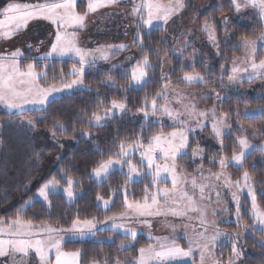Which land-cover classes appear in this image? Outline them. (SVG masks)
Here are the masks:
<instances>
[{"label":"snow or ice","instance_id":"1","mask_svg":"<svg viewBox=\"0 0 264 264\" xmlns=\"http://www.w3.org/2000/svg\"><path fill=\"white\" fill-rule=\"evenodd\" d=\"M121 0H84V9L78 10L79 0H45L43 3H28L17 2V0H9L2 9H0V40H11L19 33L25 31L28 24L32 20L49 21L55 28L54 39L49 42L48 50L40 56L33 57V60L27 63L26 67L21 69V57L23 52L21 49H15L10 53L0 54V108L7 111L9 115L23 116L28 112H43L46 113L48 107L56 102L57 95L65 92H71L76 88L83 87L84 76L88 70L97 71L96 61H107L128 48L126 44L109 45L107 48L97 47L92 50H84L78 46L76 42L77 32L85 27L86 17L95 13L98 9L109 7L120 3ZM184 4L182 0H169V3H163L161 0H133L131 15L136 21V32L133 36V44L140 50L141 59H134L133 56L125 57L127 64L125 66L113 65L108 69V74L105 76V81L109 87H115V76L112 73L118 74L124 79L128 87L121 89L127 92L131 88L143 87L148 82L149 71L152 70V65L149 60V53L144 51V35L145 30H151L155 24L167 25L174 15H176ZM230 7L234 8L237 13L242 8H251L253 17L259 25L264 26V0H231ZM227 22V19H225ZM202 31L207 34L208 39L217 48L219 53V45L216 43L215 30L208 23L202 27ZM260 46L264 47V34L259 38ZM187 46V45H186ZM245 50L244 64L247 66L240 67L236 61H233V66L227 76L228 83L234 84L242 82L244 75L247 74V79L251 81L258 76H264V58L256 62V54L258 42L250 39H243L238 45ZM31 47V45H29ZM39 52V48L36 49ZM68 57L72 60L71 70L65 74L63 69L59 73L53 72L52 79L56 80L59 76V84L48 83V67L54 63H62L63 59ZM41 64L44 67L37 71V67ZM225 71V65H221V79ZM167 73H161V79H165ZM182 81L187 85L206 83L205 77L199 73H185L182 76ZM47 84L48 86H43ZM168 84H164L163 88H167ZM163 91L157 92L152 97L151 103L148 101L147 94L143 98L142 105L136 109L137 113H142L145 121L149 120L150 116H156L158 113L166 116L172 121L173 127L176 124L181 125L178 129L171 131L165 135L162 131L152 135L145 145L143 137L136 138L132 143L125 144L121 142L118 151L110 153L106 160H99L92 168L89 174L90 179H94L99 185L102 181L107 180L111 173L118 168L125 177V182L122 189L124 196V209L120 215H113L103 223H110V230L114 233H122L126 239L132 243L125 245L121 244L118 251H124L134 247V242L137 239L138 233L130 228L125 227L123 221L131 220L134 217L130 213H135L136 217L144 216H161L171 215L173 217L182 218L188 211H200L199 224L203 231L198 233V240H188L187 247H182L177 243V238L169 240L168 238H156L155 245L149 244L147 247L138 249L132 264H176L178 261L193 258V253L199 250L200 264H204L207 256L211 255L209 246L215 249L217 246L225 247L228 242H231V258L228 264H236V260L241 257L242 245L238 243L239 233L229 234L221 232L216 228L215 234L206 236L207 222L204 213L197 207L196 196L199 194V199H205V189L207 184L201 183L197 185L195 177L191 179V192H188L182 185L188 183L187 178H182L177 169V160L181 156L187 155V149L190 144L189 136L194 134L196 129H189L183 120L179 117L182 115L179 112L173 111L167 104L157 107L159 98H164ZM216 99L222 100L219 93H216ZM98 104L97 107H101ZM196 106L185 105V113L188 117H195L198 128L205 129L206 121L201 118L211 115V132L213 137L220 145V151H223L225 135L224 129L226 125L224 120L226 116L219 119L215 115V110H204L196 112ZM128 111L126 103L113 99L108 107L104 110L103 115L93 113L88 127H101L104 121L109 118H114L117 114L123 115ZM264 114V110H261ZM238 116L249 118V113H237ZM43 120L44 117L39 118ZM37 121L29 119L27 127L24 128V122L21 121L20 127L25 131H34ZM52 136L55 137L57 131L63 133L67 129L57 120L48 129ZM83 136L90 138V133H83ZM238 145L239 151L233 152L231 160L221 155L217 161L215 156L211 162L215 165L219 164L220 172L215 174V179L220 180L224 176V169L230 165L242 167L250 150L264 151V145H252L249 143L246 136L240 134L234 141ZM203 149L199 144L192 149V157L195 159L198 155L202 157ZM139 155V160H134L133 154ZM103 155V154H102ZM39 159V156L37 157ZM127 169L125 172L124 169ZM63 169L61 173H63ZM142 174L151 177L152 184L146 185L144 202L135 201L130 203L127 198V188L129 183ZM171 181V189H159L151 195H148L149 187H156L162 180ZM66 184L62 192L68 202H73L76 198L75 189L77 181L71 177H65L61 174L59 178L53 174L48 179H43L35 187L33 192L31 182L25 186V192L31 193L24 203L16 209V217L14 219L4 220L0 218V258H6L4 264H79V252L66 253L61 250V245L65 239V234L70 235L73 240H84L87 237L97 235V220L95 217L91 219H81L79 215L72 219L71 225L68 228H55L44 224L37 225L33 220L23 219L20 215L27 207H30L36 200L42 201L43 206L49 210L52 206L50 197L57 194L61 184ZM242 185V187H241ZM224 186L231 187V181L228 177L224 178ZM214 187V186H213ZM236 187L243 191L247 189V196L251 201L250 215L253 218L252 227H259L261 232H264V209L257 202V194L252 186L249 173L245 171L242 179L236 182ZM117 192L119 190H116ZM219 196V192L216 193ZM163 197L165 202L171 197V204L174 207L162 209L159 207L160 198ZM210 199V197H209ZM151 200V204L148 201ZM96 201L106 210L109 209L112 198L104 199L103 196L97 195ZM186 202V203H185ZM233 203L236 207L235 222L243 230H246L249 225H241L240 221L241 208L240 199L236 194H233ZM104 229H99L103 231ZM175 230V228H173ZM187 239V237H183ZM149 239H154L149 237ZM219 242V245H218ZM54 251V261L50 257V253ZM34 254V256H33ZM19 256V259L17 258ZM107 264V260H105ZM116 264H119L117 259ZM218 264V262H216Z\"/></svg>","mask_w":264,"mask_h":264},{"label":"trees","instance_id":"2","mask_svg":"<svg viewBox=\"0 0 264 264\" xmlns=\"http://www.w3.org/2000/svg\"><path fill=\"white\" fill-rule=\"evenodd\" d=\"M206 8L202 11L199 20L210 23L221 36L219 20L221 17L232 15L233 8L230 7L231 0H205ZM5 2L0 0V9ZM85 7L84 0H79L78 10ZM233 37L228 43L221 42L217 59L207 61L201 52L195 58L193 64H184L181 59H174L171 65L169 79L174 86L181 87L182 76L187 73H199L205 77L204 86H214L212 82L221 71V65L225 69L229 67L232 58L241 53L237 43L243 39L254 40L264 26L259 25L256 19L250 25L234 24L232 26ZM144 51L149 53L150 64L153 66L148 74V82L139 88H131L127 92L121 89L127 88V82L118 74L115 76V87H109L105 81L107 71H89L84 76L83 88L72 91L64 95L51 104L46 113L28 112L25 115L14 116L8 113H0V218L4 220L14 219L16 209L21 206L31 193L25 192V186L31 182L33 192L35 187L43 179L50 178L53 174L59 178L61 174L71 177L77 181L75 195L72 203H67L63 196L54 195L50 197L52 206L49 210L43 206V202L34 201L30 207L20 213L26 220H33L37 225H49L55 228H68L72 219L77 215L81 219L96 218L98 223L104 222L113 215H120L125 211L123 201L125 193L122 185L125 177L121 172H113L107 180L99 185L91 181L89 174L96 162L106 160L110 153H115L119 149L116 147L121 142L132 143L136 138L142 136L145 145L148 139L159 132L166 133L172 128H161L156 124L137 118L136 109L143 103V98L147 94L148 101L157 92L162 90V53L165 46L164 32L160 29H153L143 32ZM140 56L142 54L140 53ZM72 68V61L54 63L48 67V83L59 84V76L52 79L53 72L59 73L63 69L67 74ZM42 67H37L41 70ZM213 74L208 75V72ZM210 79V80H208ZM164 80H167L165 78ZM198 87H201L199 85ZM221 93V92H220ZM222 112L227 115V119L233 122L238 120V124L243 130L256 132L261 140H264V114L250 116L245 119L237 113L254 112L264 107V100L256 101L251 98L240 96L232 91L222 92ZM116 99L126 103L128 111L120 117H114L104 122L101 127H88L92 114H101ZM101 107H97L101 104ZM159 102V101H158ZM43 116L44 119L39 118ZM33 119L37 121L34 131L25 132L21 127H27V121ZM57 120L67 129L66 132L57 131L55 137L48 130ZM90 133V138L83 136V133ZM239 134L233 128L232 133L223 138L224 152L229 156L236 150V140ZM258 142V140H257ZM74 143V144H70ZM59 145L63 151L59 150ZM191 144L189 145V149ZM61 155L54 164L53 158ZM103 154V155H102ZM39 156V159L37 157ZM64 170L61 173V170ZM247 171L251 178L252 186L257 194L258 205L264 209V152L260 150L252 151L243 162L240 169L235 170L240 179ZM149 176H143L140 180L130 182L127 188V198L130 203L135 201L144 202L145 187L151 185ZM116 190H119L118 192ZM154 187L148 188V195L152 194ZM104 199L112 198L109 209L103 210L96 201L97 195ZM243 221L251 222L252 218L248 214H243ZM245 234L243 243L245 255L242 258L243 264H264V249L258 245L256 238H263L264 232L253 231ZM180 241V240H179ZM132 243L124 235L114 233L110 230L97 232L93 239L66 241L62 244L61 250L66 253L79 252V264H132L138 255V249L147 247L155 242L145 235L138 234L134 247L124 251H118L121 244Z\"/></svg>","mask_w":264,"mask_h":264},{"label":"rangeland","instance_id":"3","mask_svg":"<svg viewBox=\"0 0 264 264\" xmlns=\"http://www.w3.org/2000/svg\"><path fill=\"white\" fill-rule=\"evenodd\" d=\"M3 1L5 2V4L9 2V0ZM17 2L43 3L45 2V0H17ZM136 2L139 3V0H136ZM161 2L169 3V0H161ZM240 2L242 3V0H240ZM182 3L184 4V7L172 17L167 25L158 23L155 24L151 29L162 30L164 32V39L166 43L164 48L162 49L163 53L161 67L162 73L168 74L166 76L167 80L163 79L162 82L161 91L165 93V97L158 99L159 102L157 101V107L159 108L167 104L173 111L182 114L179 119L183 120L185 122V125L189 129H196L195 133L190 134L189 136L191 148L188 151V147L187 155L181 156L177 160V169L179 174L182 178L186 177L188 181V183L186 185H182V187H184L188 192H191L192 189L190 182L193 177H195L197 185L201 183L208 185V187L205 189L204 200L199 199L198 193L196 196L197 207L203 211L205 220L208 225L205 235H214L217 227L221 232H228L229 234L233 235L239 233L238 243L242 245V255L236 260V264H243L242 258L245 255V248L243 243L244 235L250 233L251 236H253V231H260L258 226L256 228L252 227L253 218L250 215L251 201L247 196L246 188L243 191H240V189L236 187V182L242 179V177L239 179L238 175L235 172V170L240 169V167L230 165L229 167L225 168L224 176H222L220 180L217 181L215 179V174L220 172L219 164L216 163L214 165L211 162L213 156H215L216 160L218 161L221 155L231 160L233 152L239 151L238 145H236V150L230 153L229 156L222 154V152H224V148L222 152L219 150L220 145L213 137L211 132V115L201 118L202 121H206V127L205 129L200 130L198 128L196 118H190L186 115L185 105L194 104L196 106V112L214 109L215 115L218 119L222 116L227 117V115L221 110L223 102L222 100L216 99V93H219L222 97V92L232 91L233 93H238L242 97L251 98L256 101H262L264 100V76H258L257 78L249 81L247 79V74H245L242 82L234 84L228 83L227 76L233 66V61H236L237 65L240 67L247 66L243 63V61L245 60V50L243 47H240V55L232 58L229 67L224 71L223 79H221V71L217 74L216 79L212 81L214 82V86H204L205 83L189 86L182 80L181 82L183 86H174L169 79L171 65L174 59L178 60L182 58L184 64H193L199 52L203 54L207 61L217 59L218 56L217 48L213 45L212 42L209 41L207 34L202 31L203 25L207 22H201L199 20L202 11L206 8V1L182 0ZM132 4L133 0H121V2L118 4L98 9L95 13H91L86 17L85 27L77 32L76 42L78 46L84 50H92L97 47L107 48V46L109 45H128L127 50L111 56L109 60L96 61V68L98 70L108 72V69H110L113 65L125 66L127 64V62L125 61V57L128 56H133L134 59L142 58V56H140V50L133 44V36L136 32V21L131 15ZM252 13L253 10L251 8H242L239 13H237L233 8L232 15L228 17H221L219 20V29L221 36H218L216 30L214 29L216 43L220 45V41L228 43L230 39H232V26L234 24L251 25L255 19ZM225 19H227V22H225ZM208 24L212 26L210 23ZM55 31L56 28L49 21L32 20L29 22L27 29L19 33L13 39L7 41L0 40V54L10 53L15 49H21L23 52V56L21 57V69L23 70L26 67L27 63L33 60V57L43 55L48 50L49 42L54 39ZM148 31L150 30H145L144 32ZM262 34H264V31H261L258 37L254 39L258 42L257 54L255 57L257 63L260 59L264 58V47L260 46V42L258 39ZM240 44L241 41L236 44L237 47ZM29 45H31V47H29ZM37 48H39V52H37ZM65 60L72 61L68 57H65L63 59V61ZM39 67L43 68L44 65L41 64ZM89 71L91 70H88L87 72ZM210 74L213 73L209 71L208 75ZM164 84H168V87L166 89L163 88ZM199 85H201V87H198ZM43 86L46 87L48 85L43 84ZM81 88L83 87L76 88L72 91ZM71 92H65L63 94L57 95L56 99ZM261 110H264V107H262L261 109H257L254 112L248 113L250 114V116L260 115ZM1 112L7 113L6 110L0 108V113ZM103 112L100 115H103ZM120 116V114H117L115 117ZM135 116L137 118L145 120L142 113H137L135 114ZM233 120V122L228 121L227 118L224 120V124L226 125L224 129V137L230 135L232 133V129L234 128L239 135L243 134L244 136H246L250 144L256 146L264 145V140H261L256 132L241 129L238 124V120L236 118ZM149 121L161 128H172L173 130L178 129L181 126L179 124H176L174 128L172 121H170L166 116H163L159 113L156 116H150ZM173 130H170L164 134L167 135ZM197 144H199V147L203 149V159H201L200 155H198L195 159L192 157V149L195 148ZM58 147L60 151H63V147L61 145H59ZM252 151L254 150H250V153ZM63 154L64 153L62 152L59 156L54 157L52 164L55 165V163ZM133 158L134 160L138 161L139 155L134 153ZM124 171L126 172L127 169L125 168ZM113 172L121 171L116 168ZM143 176L147 175L142 174L140 177L134 178L131 182L138 181ZM225 177H228L231 181L232 186L230 188L224 186ZM91 181L97 184L94 179H91ZM65 186L66 184L62 183L60 185V190L55 195H61L64 197L62 189ZM157 188L171 189L170 179L162 180L156 187H154L152 194L157 191ZM217 192H219V196L216 195ZM233 194H236L240 199V203L242 205L241 216L243 217V214L245 213L252 218L251 222H246L241 219V225H249L246 230L241 229L235 222L236 207L233 203ZM64 199L67 203H72L68 202L65 197ZM148 203L151 204V200H149ZM98 206L101 209L106 210L102 205L98 204ZM159 207L162 209L174 207V205L171 204V197L168 198V202H165V199L161 197ZM200 214V211H188L184 217L177 218L171 215L136 217L135 213H130V215H132L134 218L131 220L123 221V223L125 224V227L135 230L138 234L145 235L147 238L153 237L154 239L152 240L155 243L156 238H177V243L186 248L188 240H198V233L203 231V228L199 224ZM110 223V221L108 224L97 222V232H101L99 231V229H104L103 231L110 230ZM173 228H175V230H173ZM118 234L123 235L122 233ZM185 236L187 237V239L183 238ZM93 238L94 237H87L84 240ZM178 239H181V241H179ZM69 240L78 241L79 239L73 240L70 238V235L65 234L63 243ZM256 241L258 245L264 249V237L256 238ZM155 243L153 245H155ZM209 250L211 255L206 257L204 264H216V262H218V264H228V260L231 258V242H228L227 246L225 247L217 246L215 249H212L211 246H209ZM50 257L54 261V251L50 253ZM17 258L19 259V256H17ZM5 259L6 258H0V264H4ZM176 264H200L199 250L194 251L193 258L178 261L176 262Z\"/></svg>","mask_w":264,"mask_h":264},{"label":"crops","instance_id":"4","mask_svg":"<svg viewBox=\"0 0 264 264\" xmlns=\"http://www.w3.org/2000/svg\"><path fill=\"white\" fill-rule=\"evenodd\" d=\"M169 240H171V239H169ZM178 240H180V241H181V239H178Z\"/></svg>","mask_w":264,"mask_h":264}]
</instances>
